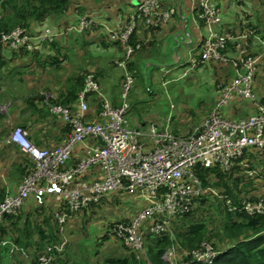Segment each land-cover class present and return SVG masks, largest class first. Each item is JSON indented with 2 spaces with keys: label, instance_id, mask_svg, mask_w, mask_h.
Wrapping results in <instances>:
<instances>
[{
  "label": "built area",
  "instance_id": "1",
  "mask_svg": "<svg viewBox=\"0 0 264 264\" xmlns=\"http://www.w3.org/2000/svg\"><path fill=\"white\" fill-rule=\"evenodd\" d=\"M181 1L178 0V4ZM190 1L193 22L198 29L204 27L206 34L200 33L197 45L199 57L190 56L185 63L200 66L216 61L230 64L233 68L230 80L217 84L220 95L215 109L184 137L175 136L154 124H149L146 132L130 125L127 93L133 79L127 65L130 56L139 48V44H131V36L139 24L148 28L160 27L176 14L177 9L173 5H164L163 0H138L124 24L108 34L110 41H117L126 47L124 59L117 63L125 69L121 102L116 106L110 103L103 96L95 72L88 71L77 96L75 111L62 105L49 106L51 113L60 116L71 128L61 144L40 148L30 141L23 127L10 130L5 142L16 145L32 166L17 189L7 192L0 202V222L6 215H16L31 196L40 203L46 196L62 203L65 211H56L54 217L63 227L73 214L91 203H100L110 193L139 192L146 205L129 221L112 222L104 231L108 237L121 240L139 262L146 254V234H171L172 222L190 213L196 200L206 192L207 189L197 177V166L209 168L217 165L226 171L237 163L246 150H264V102L253 92L260 55H251V46L264 43L246 26L239 31L225 28L218 5L220 0ZM90 25L91 21L82 17L67 31L82 32ZM58 33L45 30L31 35L27 28L17 26L10 32H1L0 43L10 51L23 49L31 52L39 44L55 41ZM60 34H64V31ZM230 43L236 44L231 53L228 48ZM2 91L0 84V93ZM92 94H97L100 104L97 121L86 118L88 97ZM235 96L240 100H249L253 112L237 119L228 118L220 112ZM46 100L49 98L46 97ZM0 112H6L1 101ZM85 141H92L88 154L76 164H71L76 145ZM93 167L97 178L89 180L82 176L95 171L89 172ZM252 173L249 171V175ZM230 209L236 208L229 206ZM241 209L250 215L263 214L264 197L256 203L244 200ZM146 221H150V224L143 233L141 228ZM200 246L184 252L186 258L181 264H211L216 250L206 241ZM63 248L64 243L45 245L37 264H52ZM166 254L171 256V252ZM166 254L164 259L169 263Z\"/></svg>",
  "mask_w": 264,
  "mask_h": 264
},
{
  "label": "crops",
  "instance_id": "2",
  "mask_svg": "<svg viewBox=\"0 0 264 264\" xmlns=\"http://www.w3.org/2000/svg\"><path fill=\"white\" fill-rule=\"evenodd\" d=\"M137 1L68 0V5L62 13L49 15L43 23L32 22L27 28L31 35L39 34L45 30L59 32L51 46L38 45L31 52H12L6 49L1 51L4 64L0 66V83L3 85V92L5 94L8 92L9 95L10 83L14 88L11 92L13 99H7L6 96L2 97L3 100L1 99L7 109L6 113L0 115V139L3 138L1 135L5 133L4 128L15 125L26 129L30 141L40 148H52L66 140L71 128L60 116L51 113L46 105L47 100L45 98L49 92L43 91L44 89L41 88L44 84H49L52 79L61 81V91L54 92V101L59 102L62 100L61 102L75 107L74 110H76L75 102L72 105L73 103L66 96L70 83L79 75L93 71L99 78L103 96L113 105H118L116 86H118L122 76L125 75V69L117 64L123 56L120 57L118 52L121 51L124 54L126 47L121 43L109 41L108 34L124 24L134 10ZM175 2L176 0L168 2L163 0L164 5H176L177 9L176 14L159 29L147 30L145 26L139 24L134 32V40L140 45V48L134 53H137L140 59L145 60L143 67L139 66V68L146 75H148L147 65L155 64V66L166 67V65L172 63L179 62L178 64H180L186 56V52L188 53L192 48L189 49V46L185 47V45L196 42L197 48L200 32L197 31L193 22L190 10L191 1L182 0L181 4H178V0L177 4ZM219 8L222 15V25L225 28L239 31L245 26L256 27L259 40L264 43V0H220ZM82 17L90 20L91 25L82 32H68L67 28L70 25L77 24ZM180 28H182V31H180ZM62 31H64V34H60ZM228 48L231 53L235 50L236 44L230 43ZM93 49H95L94 52ZM255 49L258 50L264 60V45L257 44ZM181 50L183 53H181ZM103 51H107L109 55L100 56ZM96 53L99 54L96 55ZM167 54H170L171 59L164 61ZM150 58H152V61H150ZM221 64L227 66L212 64L213 70H209L210 75L232 74L233 68L230 64ZM263 66V62L260 61L259 69L264 73ZM127 67V71L129 73L131 71L134 75L135 65L132 60L128 62ZM196 67L191 66L189 70H185L182 74L178 73L180 75H185L187 71L193 73ZM173 71V69L167 68L163 72L153 71L151 75H174ZM47 78L48 80H46ZM257 95L263 98L264 91L259 92ZM139 97L141 98V96ZM88 105L89 115L86 118L91 121L99 120L97 94L88 97ZM251 105H247L245 110L250 111L252 109ZM232 106H236L233 107L234 109L238 108L237 105L232 104ZM241 110H244L243 106H241ZM232 116L234 115L232 114ZM145 120H142V124ZM7 122L8 126H6ZM150 124H154V122L151 121ZM11 129H9V132ZM91 144L92 141H85L76 145L71 155V164H76L85 157ZM27 160L16 145L15 147H6L0 140V189L3 188L5 192H13L17 189L23 177L21 171L24 170ZM94 170L92 173H86L82 176L89 180L97 178L96 169L94 168ZM13 174L15 176L11 179ZM112 194L106 195L98 203L96 209L98 207L108 208L109 211L116 209L114 212L117 213V216H125L124 218L133 217L140 210V207L135 208L132 205L133 209L127 205L126 198L132 193L113 192ZM40 204L33 196L29 197L22 207V216H34V219L37 220L36 209L39 208ZM44 204L46 210L52 214L60 207V202L51 196H46ZM126 209H128L127 213H125ZM94 213L95 210L89 211L88 208H84L70 218L65 226L59 227L57 236L60 239L58 242L64 243L63 252L67 250L62 259L64 263L101 264L107 257L129 256L128 248L118 238L109 237L102 240L103 231L113 221L104 225L100 223V233H97L98 229L96 228L94 241L92 243L87 242V239L93 235L89 230V226L91 216ZM33 253H29L27 257L17 253V259L15 256L13 257L18 264H32ZM3 261L5 262V259ZM7 262H10V259Z\"/></svg>",
  "mask_w": 264,
  "mask_h": 264
},
{
  "label": "trees",
  "instance_id": "3",
  "mask_svg": "<svg viewBox=\"0 0 264 264\" xmlns=\"http://www.w3.org/2000/svg\"><path fill=\"white\" fill-rule=\"evenodd\" d=\"M67 5L68 0H0V33L10 32L17 26L28 28L32 22L43 23L49 15L62 13ZM201 25L204 26V23L201 22ZM246 27L253 30L255 34H259L257 33L256 27ZM145 28L147 30H155L160 27ZM201 29L202 31L205 30L204 27H201ZM133 35L131 36V44L136 46V44L139 43L134 40ZM111 42L117 43V41ZM53 43L54 41L39 45L51 46ZM255 47L256 46H251L252 56L258 55V50H256ZM139 48H136L135 51ZM4 49L8 50L5 44L0 43V66L4 64L1 54V51ZM19 51L26 50L20 49L12 52ZM199 55L200 53L197 54V57H199ZM262 60L263 57L261 58L260 54V59L257 64L258 69L260 61ZM84 76L85 74L79 75L70 83V88L67 90L68 94L66 96L72 103L75 102L76 104L78 93L83 87ZM61 101L57 102L55 100L53 101V105L67 106L75 111V107L66 105ZM261 101L264 102V97L261 98ZM72 105H74V103ZM88 115L89 110L86 117H88ZM6 144L10 147H15L13 144ZM253 151H255L253 154H256L257 151L259 152L260 150H246L237 163L226 171L217 165L209 168L196 167V174L201 185L204 188L207 185H213L215 188L222 190L224 198H222L221 202L223 201L226 206H224L220 232L215 234H212L207 229L208 227L205 222H189L191 219L189 217L191 215L190 213L172 222V229H177L175 232L176 239L184 252L198 248L203 241H206L217 251V255L211 264H264V213L250 215L241 209L244 200L256 203L260 198L264 197V181L252 178L256 174L255 165L261 164V161L264 160V150H261V153H263L261 156L257 154L252 157L251 153ZM27 161L24 170L22 169L21 171L23 177L32 166L30 161ZM249 171H253L252 175H249ZM255 189L257 190L255 191ZM5 193L3 188L0 189V202L3 200ZM202 196L203 195L198 198L201 203H203L204 200L201 199ZM45 199L46 197H44L39 208L36 209L37 216L41 220L40 222H36L37 220L34 219V216H22V209L19 210L18 215H6L0 222V264H18L15 262L13 256L17 259L16 254L19 253V255L27 257L29 253L32 252L33 247L32 264H37V259L44 252L45 245L59 240L57 234L60 225L55 219L54 213L52 214L50 211L46 210L44 204ZM97 205L98 203H91L89 207H95H93V209L88 207L89 211H94ZM229 206L235 207L236 209L229 210ZM58 210L65 211V207H63L62 203H60ZM70 218L67 219L63 226L68 223ZM130 219L131 217L123 218L120 221H129ZM149 224L150 221H146L142 225L141 229L143 233H146ZM214 237H217V239H215L216 241H214ZM107 238L109 237L103 234L102 240ZM3 242H6V244L3 245ZM11 245L14 246L12 252L10 251ZM145 245L147 259L144 261L138 262L134 254L129 251V256L127 257H107L101 264H169L164 259L165 251L171 245L168 234L158 236L146 234ZM66 253L67 250L59 254L57 253L52 264H66L62 261ZM6 256L9 257L10 262L3 261ZM189 264L201 263L191 262Z\"/></svg>",
  "mask_w": 264,
  "mask_h": 264
},
{
  "label": "rangeland",
  "instance_id": "4",
  "mask_svg": "<svg viewBox=\"0 0 264 264\" xmlns=\"http://www.w3.org/2000/svg\"><path fill=\"white\" fill-rule=\"evenodd\" d=\"M166 1L168 2L170 0H166ZM175 3L177 4V0ZM195 28L197 29L198 32L202 33L203 35L206 34L205 30L202 31V29H198L196 25ZM180 31H182V28H180ZM195 43L196 42H194V44L191 45H185V47L189 46V49L191 47L192 48L190 49L191 51H189L188 53L186 52V56L183 58L180 64H178L179 62L176 64L172 63L169 64L170 66L166 65V67H160L159 65L155 66V64L147 65L148 75H146V73L142 71L141 68H139V66L143 67L145 60L140 59L137 53L136 54L134 53L132 54V56H130L131 59L129 58L128 62L132 60V62L135 65L134 75L130 71L133 82L127 93V101L130 103V109L127 113V118L132 127H137L140 130L146 132L149 127V124L151 123V121H153L154 125L156 124L155 126L157 128L163 130L166 129L175 136L184 137L189 135L193 131V129L203 120V118H205L207 115H209V113H211L215 109L217 99L220 95L217 88V84L218 82L221 81L228 82L230 78L233 76V70L231 75H210L209 70L211 69L213 70L212 64H216L219 66L222 64L209 61L203 65L194 68L193 73L187 71L185 75H180L185 70H189L190 67L192 66V64H186L185 61L188 60L190 56L197 58L199 49L196 48ZM94 50L95 49H93L92 51L94 52ZM181 53H183L182 50ZM97 54L99 53H96V55ZM118 54L120 55V57L123 55L120 58V60L124 59L125 54H123L121 51H119ZM107 55H109V53L107 51H103V53L100 56H107ZM258 55H260L259 52ZM167 56H165L166 59H164V61L166 60L168 61L171 59L170 54H167ZM150 61H152V58H150ZM262 62L264 65V60H262ZM222 66L225 67L227 65H222ZM167 68H169L170 70L173 69L174 75H151L153 71L163 72L164 70H167ZM229 73H230V69H229ZM46 80H48V78ZM123 80H124V75L122 76V79L119 82L118 86H116L118 104L121 102L120 95L123 88L122 86ZM60 82L61 81L58 79H52L51 82H49V84L46 83L43 86H41V88L44 89L43 91L49 92L47 94L49 96V100L46 101V105L48 107L53 104L54 92H59L58 90L61 91ZM1 86L3 87L2 84ZM13 88L14 86H12L10 83L9 95L7 94L8 92L5 94L2 91L0 93V101L2 97L4 98V96H6L5 98L7 99L8 98L10 100L13 99V96L11 94ZM262 91H264V73L262 72L261 69H258L256 71L254 78L253 92L255 93L256 97L259 99L260 97L257 94ZM139 96H141V98ZM232 104L237 105L238 108L234 109L233 107L236 106H232ZM241 105H243L244 110H241ZM247 105H251L249 103V100L247 99L240 100L237 96H235L227 105L222 107L220 112H222L228 118L232 117L237 119L238 117L239 118L245 117L250 113V111L253 112V109H251L250 111L245 110ZM5 109H7V107H5ZM4 113L6 112H0V115ZM229 114H231V116H229ZM232 114L234 116H232ZM142 120H145L144 124H142ZM6 126H8V122ZM14 127L17 126L11 125L9 128H4V132L6 133L7 131V133L6 134L4 133L5 135L4 134L1 135L3 137L2 139H0L1 143H4L6 147H10L5 142L9 134L8 133L9 129L10 128L13 129ZM253 153H255V151L251 153L252 157L256 156L257 154L259 156L263 154L261 153V150L259 152L257 151L256 154ZM257 165L258 164L255 165L256 174L252 178L256 180L259 179V181L261 180L264 181V160L261 161V164H259L258 166ZM93 170L94 167L91 168L89 172H92ZM14 176L15 174L12 175L11 179H13ZM205 188L207 190L201 197L202 200L204 199L203 203H201L199 199L196 200L194 207L190 211L191 215L189 217L192 220L190 219L189 222L191 223L205 222L208 227L207 229L212 234H215L220 232L221 224L223 221L222 218L224 214V206L226 205L223 203V201L221 202V200L222 198H224V195L222 194V190H220L219 188H215L213 185H207L205 186ZM256 190L257 189H255V191ZM108 195H113V194L110 193ZM126 200H127L126 202H128L127 205L131 206L133 209L134 207L135 208L140 207V209H142L146 205V200L140 195L139 192H133L132 194H129ZM93 207L95 206L89 208L93 209ZM115 210L116 209H112L111 211H109L108 208L105 207H98L97 209H95L94 215L91 216V222H90L91 224L89 226V230L93 233V235L92 237L90 236V238L87 239V242L92 243L94 241L96 235L94 231L96 232V228L98 229L97 233H100V227H101V225H99L100 223L104 225L105 223L112 222L114 220L120 221L122 220V218L125 217V216L123 217L117 216V213L114 212ZM127 210L128 209L125 210V213H127ZM18 213L16 215H18ZM135 215L136 214H134L133 217ZM40 221H41L40 218H38L36 222H40ZM176 230H174L173 228L171 229L172 233L168 234L171 240V245L166 249L165 252L166 253L171 252V256H168L165 253L166 254L165 257L169 260L170 264H181L184 261V250H182L178 244V240L176 239V233H175ZM215 239H217V237H214V241H216ZM3 243H2L3 245L6 244V242ZM56 243H58V241ZM12 250L13 249L10 248L11 252ZM32 252H34V247ZM7 260H9V257L5 258V262H7ZM144 260H146V254H144V257H142L140 261H144Z\"/></svg>",
  "mask_w": 264,
  "mask_h": 264
},
{
  "label": "clouds",
  "instance_id": "5",
  "mask_svg": "<svg viewBox=\"0 0 264 264\" xmlns=\"http://www.w3.org/2000/svg\"><path fill=\"white\" fill-rule=\"evenodd\" d=\"M231 119H232V117H230ZM234 119V118H233ZM22 209V208H21ZM59 243V242H58ZM61 243H63V242H61ZM217 252V251H216ZM217 255V254H216Z\"/></svg>",
  "mask_w": 264,
  "mask_h": 264
}]
</instances>
